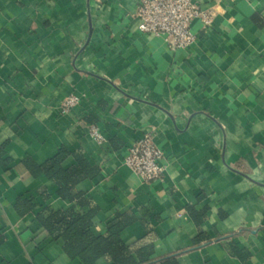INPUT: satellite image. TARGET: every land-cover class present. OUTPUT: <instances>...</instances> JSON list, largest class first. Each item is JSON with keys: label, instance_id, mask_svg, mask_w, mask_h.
I'll list each match as a JSON object with an SVG mask.
<instances>
[{"label": "crops", "instance_id": "1", "mask_svg": "<svg viewBox=\"0 0 264 264\" xmlns=\"http://www.w3.org/2000/svg\"><path fill=\"white\" fill-rule=\"evenodd\" d=\"M193 1L211 23L170 49L138 29L139 0H0V264H84L39 221L71 208L97 237L123 221L136 264H264V0ZM147 134L152 183L125 164ZM62 150L97 170L79 199L32 172Z\"/></svg>", "mask_w": 264, "mask_h": 264}, {"label": "built area", "instance_id": "2", "mask_svg": "<svg viewBox=\"0 0 264 264\" xmlns=\"http://www.w3.org/2000/svg\"><path fill=\"white\" fill-rule=\"evenodd\" d=\"M135 18L138 29L145 34L162 37L170 49H188L196 41L192 24L200 19L209 26L211 18L193 0H139ZM77 103L76 97L66 99L63 112H69ZM97 140L104 137L97 127L90 128ZM125 164L143 182L152 183L163 177L166 171L164 153L147 134L129 149Z\"/></svg>", "mask_w": 264, "mask_h": 264}, {"label": "trees", "instance_id": "3", "mask_svg": "<svg viewBox=\"0 0 264 264\" xmlns=\"http://www.w3.org/2000/svg\"><path fill=\"white\" fill-rule=\"evenodd\" d=\"M67 155L62 150L59 155L43 167L32 169L34 174L44 172L58 182L59 193L65 198L79 199L80 195L72 193V186L85 177H93L97 170L92 169L84 159L78 165L65 170L62 161ZM81 202V200H80ZM43 227L51 233H58L65 242L66 252L84 264H96L102 257H111L115 264H136L134 258L128 256V248L123 244L120 234L125 228L123 221L114 220L109 224L106 236H95L92 233L93 214H81L71 208L67 211H58L48 218L39 216ZM3 238L0 237V243Z\"/></svg>", "mask_w": 264, "mask_h": 264}]
</instances>
